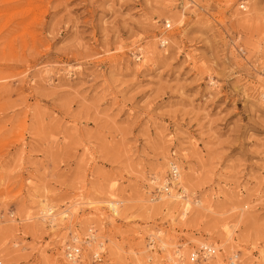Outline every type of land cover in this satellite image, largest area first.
Listing matches in <instances>:
<instances>
[{"label":"rangeland","instance_id":"1","mask_svg":"<svg viewBox=\"0 0 264 264\" xmlns=\"http://www.w3.org/2000/svg\"><path fill=\"white\" fill-rule=\"evenodd\" d=\"M170 165L183 219L150 201ZM73 236L78 264H264V0H0V263Z\"/></svg>","mask_w":264,"mask_h":264},{"label":"bare ground","instance_id":"2","mask_svg":"<svg viewBox=\"0 0 264 264\" xmlns=\"http://www.w3.org/2000/svg\"><path fill=\"white\" fill-rule=\"evenodd\" d=\"M29 1V0H28ZM15 3V2H14ZM18 4V3H17ZM14 7V6H13ZM240 8H242V7H240ZM165 25H168L169 27H170V25H169V23H165ZM164 41H166V45H167V40H166V38L165 37H163L161 40H160V42L161 43H163ZM175 168H177V167H175ZM176 171H177V175H176V177H175V179L177 178V180H175L176 182H175V184L176 185H179V188H181V193H174V191L173 192H170V190H171V188H168L166 191H165V193H161L162 195H158L157 197H155L154 199H151L150 201H151V203L153 202V201H157V202H160V203H162L163 202V204L162 205H158L157 207H152V208H155V209H159V208H161L162 206H163V208H165L166 210H170L171 208H174L175 206H176V204H178L179 205V207H180V209H181V211H180V214H179V216H180V218L181 219H183V217L184 216H186L187 215V213L189 212V210H190V208H191V206H190V202H189V199H186L187 198V196H185L186 194H187V189L184 187V186H182V183H183V181H182V179H181V174H180V172L178 171V169H176ZM165 184V183H164ZM164 187V186H163ZM163 187H161V189L163 188ZM179 192H180V190H178ZM182 195H184V196H182ZM100 203H105V204H107L108 205V207H109V209H110V211H111V213H113L114 215H117V213H118V201H116V200H114V199H107V200H105V201H102V202H100ZM80 204H86V205H93V204H95V203H93V202H87V203H77L76 202V205H80ZM200 204V202H197V205H199ZM211 207V206H210ZM160 210V209H159ZM174 210V209H173ZM75 211H76V209L75 210H72V211H65L64 212V214H63V212L61 213V219H64L65 217H68V215H67V213L68 214H75ZM44 215L46 218H47V220H49V222L50 223H52V221H56V216L57 215H60V214H57V215H53V211L51 210V208H46L45 209V211L43 212V211H41V215ZM63 214V215H62ZM44 216L42 217V220L44 221L46 218H44ZM51 218H52V220H51ZM29 219V218H28ZM85 226V225H84ZM231 227V226H230ZM230 227H223L224 228V235H225V238H226V241H229L230 239H232V234H233V231H232V229L230 228ZM232 228H234L233 226H232ZM235 229V228H234ZM89 240L90 241H85V243L86 244H91L92 242H94V244H95V246H96V249L98 250V249H101L102 250V243H99V242H97V240H95V236L94 235H91V234H89ZM68 244H70L71 246H72V248L73 249H76V248H78V245L76 244V238L73 236L72 237V241L71 242H69ZM160 244L162 245H160L161 246V248L163 249V250H165L166 248H167V244L163 241V240H160ZM64 247H66V246H64ZM91 248V247H90ZM77 250V249H76ZM207 250H209V251H211L212 250V248L209 246L208 248H207ZM168 252V251H167ZM169 253V252H168ZM167 253V255H168V258L169 259H171V256H170V254H168ZM95 254V257H97L98 256V253H94ZM80 256V255H79ZM79 260H80V257H78V260L77 259H75V262L74 263H72V264H78V262H79ZM69 263V262H68ZM70 264V263H69Z\"/></svg>","mask_w":264,"mask_h":264},{"label":"built area","instance_id":"3","mask_svg":"<svg viewBox=\"0 0 264 264\" xmlns=\"http://www.w3.org/2000/svg\"><path fill=\"white\" fill-rule=\"evenodd\" d=\"M168 28H169L168 25H164V29H168ZM158 45L161 48H164L166 46V41H164L163 43L160 42ZM176 175H177V171H176L175 166L174 165H170V169H169V171H167V174L165 176L166 183H165L164 187L162 188V190L164 192L169 188V186L172 187V188H175L174 186H172V183L174 182ZM76 249H73L70 244H67L66 247H64V257L70 264L74 263L75 259L78 260V257H79V254H80V249L79 248H76ZM199 254L207 257L210 254H212V252L209 251V250H204L203 249V250L200 251Z\"/></svg>","mask_w":264,"mask_h":264}]
</instances>
